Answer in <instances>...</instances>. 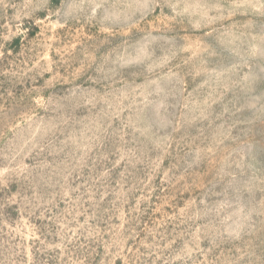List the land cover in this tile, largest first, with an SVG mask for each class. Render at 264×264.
<instances>
[{
    "label": "rangeland",
    "instance_id": "rangeland-1",
    "mask_svg": "<svg viewBox=\"0 0 264 264\" xmlns=\"http://www.w3.org/2000/svg\"><path fill=\"white\" fill-rule=\"evenodd\" d=\"M0 264H264V0H0Z\"/></svg>",
    "mask_w": 264,
    "mask_h": 264
}]
</instances>
